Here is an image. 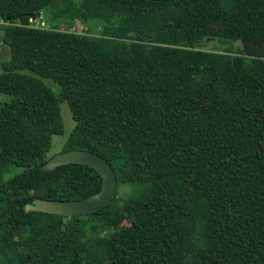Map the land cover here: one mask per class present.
<instances>
[{"label":"trees","instance_id":"obj_1","mask_svg":"<svg viewBox=\"0 0 264 264\" xmlns=\"http://www.w3.org/2000/svg\"><path fill=\"white\" fill-rule=\"evenodd\" d=\"M0 21V264H264V0H0ZM63 101L62 152L117 181L70 217L24 209L101 187L45 167Z\"/></svg>","mask_w":264,"mask_h":264},{"label":"water","instance_id":"obj_2","mask_svg":"<svg viewBox=\"0 0 264 264\" xmlns=\"http://www.w3.org/2000/svg\"><path fill=\"white\" fill-rule=\"evenodd\" d=\"M212 39L207 38L206 41ZM68 163L85 164L96 169L102 178L99 191L87 197L73 200L36 198L34 203L25 204L26 211H40L70 217L96 212L111 203L115 197L117 181L114 170L103 157L88 150L72 149L60 152L48 159L45 167L53 169Z\"/></svg>","mask_w":264,"mask_h":264},{"label":"rangeland","instance_id":"obj_3","mask_svg":"<svg viewBox=\"0 0 264 264\" xmlns=\"http://www.w3.org/2000/svg\"><path fill=\"white\" fill-rule=\"evenodd\" d=\"M40 21V19H38ZM44 19H41V23H43ZM54 23V22H53ZM61 29H67L66 23H62L59 25ZM71 30H75L78 32L84 31L85 26L81 24V22L76 21L71 27ZM231 43H225L223 44L220 40H211V41H204V43H201V47L206 50H217L222 49L225 46L230 45ZM238 42H233L234 46H237ZM10 58V49L9 46L2 43V30L0 27V73L2 71L1 69V62L8 61ZM29 72V71H28ZM31 73V72H29ZM32 74V73H31ZM46 84L52 85V81L50 79L44 78L42 79ZM11 96L5 93H0V104L4 102H8L10 100ZM60 118L63 124L64 132L63 134H53L51 137V147L47 153V158L50 159L53 156L57 155L58 153L62 152L63 145L65 141L67 140L69 134L73 130L75 126V122L72 118L70 108L68 104L63 101L60 103ZM19 169H14L11 173H8L4 175V178H8L12 176L13 174L17 173ZM127 187V186H126ZM124 191V190H122Z\"/></svg>","mask_w":264,"mask_h":264},{"label":"built area","instance_id":"obj_4","mask_svg":"<svg viewBox=\"0 0 264 264\" xmlns=\"http://www.w3.org/2000/svg\"><path fill=\"white\" fill-rule=\"evenodd\" d=\"M30 21H33L32 19H30ZM0 23L2 24V21H0Z\"/></svg>","mask_w":264,"mask_h":264},{"label":"crops","instance_id":"obj_5","mask_svg":"<svg viewBox=\"0 0 264 264\" xmlns=\"http://www.w3.org/2000/svg\"><path fill=\"white\" fill-rule=\"evenodd\" d=\"M0 25H1V23H0Z\"/></svg>","mask_w":264,"mask_h":264}]
</instances>
